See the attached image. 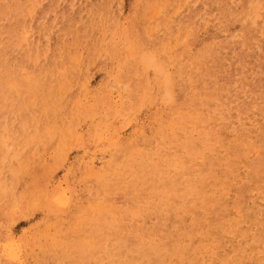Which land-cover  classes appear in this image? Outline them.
<instances>
[{
	"label": "rangeland",
	"instance_id": "374dc122",
	"mask_svg": "<svg viewBox=\"0 0 264 264\" xmlns=\"http://www.w3.org/2000/svg\"><path fill=\"white\" fill-rule=\"evenodd\" d=\"M263 36L264 0H0V264H264Z\"/></svg>",
	"mask_w": 264,
	"mask_h": 264
},
{
	"label": "bare ground",
	"instance_id": "6f19581e",
	"mask_svg": "<svg viewBox=\"0 0 264 264\" xmlns=\"http://www.w3.org/2000/svg\"><path fill=\"white\" fill-rule=\"evenodd\" d=\"M252 19H253V18H252ZM227 20H228V19H227ZM260 23H261V22H260ZM258 24H259V23H258ZM262 28H263V27H262ZM257 29H258V28H257ZM248 30H249V29H247V31H248ZM251 31H252V29H251ZM255 31H256V30H255ZM246 33H248V32H246ZM246 33H244V34H246ZM251 33H254V32H251ZM258 33H259V32H257V34H258ZM262 34H263V33H262ZM239 35H240V34H239ZM241 35H242V34H241ZM99 36H100V35H99ZM242 36H243V35H242ZM246 37H247V35H246ZM263 37H264V36H263ZM241 38H242V37H241ZM255 39H256V38H255ZM262 39H263V38H262ZM249 40H250V39H249ZM249 40H247V41H249ZM251 40H252V38H251ZM256 40H257V39H256ZM259 40H260V38H259ZM263 40H264V39H263ZM244 41H246V40H244ZM241 42H242V41H241ZM261 42H262V41H261ZM242 43H243V42H242ZM256 43H257V42H256ZM258 43H259V42H258ZM258 43H257V45H258ZM201 44H202V43H201ZM222 44H223V43H222ZM224 44H225V43H224ZM247 44H248V43H247ZM250 44H251V43H250ZM231 45H232V44H231ZM235 45H237V44H235ZM260 45H262V43H261ZM241 46H242V45H241ZM259 47H260V46H259ZM228 48H229V46H228ZM240 48H241V47H240ZM243 48H245V47L243 46ZM250 48H251V47H250ZM253 48H254V47H253ZM226 49H227V48H226ZM232 49H233V48H232ZM241 49H242V48H241ZM259 49H261V47H260ZM263 49H264V48H263ZM223 50H224V49H223ZM248 50H250V49H248ZM251 50H252V48H251ZM254 50H256V49H254ZM220 51H221V50H220ZM220 51H219V52H220ZM230 51H231V50H230ZM205 52H206V51H205ZM205 52H203V55H204ZM231 52H232V51H231ZM237 52H238V51H237ZM240 52H241V51H240ZM243 52H244V51H243ZM248 52H249V51H248ZM223 53H224V52H223ZM244 53H245V52H244ZM249 53H251V52H249ZM252 53H253V52H252ZM215 54H216V53H215ZM228 54H231V53L229 52ZM235 54H238V53H235ZM242 54H243V53H242ZM245 54H248V53H245ZM178 55H179V54H178ZM255 55H256V54H255ZM204 56H205V55H204ZM215 56H216V55H215ZM220 56H221V55H220ZM243 56H244V55H243ZM251 56H252V55H251ZM22 57H23V56H22ZM230 57H231V56H229V58H230ZM235 57H236V56H235ZM244 57H245V56H244ZM220 58H221V57H220ZM249 58H250V57H249ZM255 58H256V57H255ZM217 59H218V58H217ZM217 59H216V60H217ZM241 59H242V58H241ZM247 59H248V56H247ZM202 60H203V59H202ZM232 60H233V59H232ZM232 60H231V61H232ZM245 60H246V59H245ZM250 60H251V59H249V61H250ZM256 60H259V59L257 58ZM263 60H264V59H263ZM263 60H262V61H263ZM222 61H223V60H222ZM237 61H238V59H237ZM237 61H236V62H237ZM253 61H254V60H253ZM251 62H252V61H251ZM251 62H250V63H251ZM258 62H259V61H258ZM263 62H264V61H263ZM223 63H224V61H223ZM225 63H226V62H225ZM237 63H238V62H237ZM245 63H246V62H245ZM206 64H207V63H206ZM217 64H218V63H217ZM231 64H233V63H231ZM240 64L242 65L243 62L240 63ZM252 64H253V63H252ZM215 65H216V64H215ZM220 65H221V64H220ZM220 65L218 64L217 66L219 67ZM228 65H229V64H228ZM237 65H238V67H239V63H238ZM243 65H244V64H243ZM246 65H249V63L246 64ZM221 66H222V65H221ZM212 67H213V66H212ZM218 67H217V69H218ZM223 67L225 68V66H223ZM223 67H222V68H223ZM231 67H232V66H231ZM253 67H254V66H253ZM253 67H252V68H253ZM213 68H215V66H214ZM220 68H221V67H220ZM232 68H233V67H232ZM245 68H247V66H246ZM252 68H251V69H252ZM255 68H256V66H255ZM255 68H254V70H255ZM258 68H259V67H258ZM226 69H227V68H226ZM239 69H240V68H239ZM239 69H238V70H239ZM251 69H250V70H251ZM229 70H231V69H229ZM212 71H213V70H212ZM244 71L247 72L246 70H244ZM248 71H249V70H248ZM255 71H256V70H255ZM255 71H254V72H255ZM194 72H195V71H194ZM219 72L222 73V72H221V69L219 70ZM219 72H218V74H220ZM224 72H226V71H224ZM224 72H223V74H224L223 76H225V73H224ZM238 72H239V71H238ZM241 72H242V71H241ZM258 72H260V71H258ZM214 73H215V71H214ZM214 73H213V76H214V75L216 76V73H217V72H216L215 74H214ZM226 73H227V72H226ZM229 73H230V72H229ZM247 73H249V72H247ZM252 73H253V71H252ZM256 73H257V72H256ZM262 73H263V72H262ZM232 74H233V73H232ZM235 74H236V73H235ZM241 74H242V73H241ZM250 74H251V73H250ZM220 75H221V74H220ZM199 76H200V75H199ZM213 76H212V77H213ZM221 76H222V75H221ZM237 76H238V75H237ZM240 76H241V75L239 74V78H238V77H237V78L240 79ZM242 76H243V75H242ZM184 77H185V76H184ZM229 77H231L230 74H229ZM245 77H246V75H245ZM215 78H216V77H215ZM223 78L225 79V77H223ZM242 78H243V77H242ZM249 78H250V77H249ZM211 79H214V78H211ZM238 79H237V80H238ZM261 79H263V78H261ZM261 79H260V80H261ZM176 80H177V79H176ZM225 80H226V79H225ZM234 80H235V79H234ZM211 81H212V80H211ZM213 81H214V80H213ZM215 81L220 82V81H221V78H220V81H218V78H217ZM232 81H233V80H232ZM181 82H182V81H181ZM227 82H228V81H227ZM235 82H237V81H234V83H235ZM241 82H242V81H241ZM212 83H213V82H212ZM215 83H216V82H215ZM223 83H224V82H223ZM239 83H240V82H239ZM261 83H262V82H261ZM224 84H225V83H224ZM224 84H223V85H224ZM236 84H238V83H236ZM216 85L218 86V84H216ZM221 85H222V83H221ZM223 85H222V86H223ZM238 85H239V84H238ZM244 85H245V84H244ZM241 86H242V85H241ZM234 87H235V86H234ZM256 87H257V86H256ZM211 88H212V86H211ZM217 88H218V87H217ZM247 88H248V85H247ZM23 89H24V88H23ZM220 89H221V88H220ZM235 89H236V88H235ZM240 89H242V88H239V90H240ZM218 90H219V89H218ZM257 90H258V89H257ZM201 92H202V91H201ZM237 92H239V91H237ZM255 92H256V91H255ZM257 92H258V91H257ZM257 92H256V93H257ZM184 94H185V93H184ZM188 94H189V93H188ZM203 94H204V93H203ZM193 95H194V94H193ZM235 95H236V94H235ZM260 95H261V94H260ZM187 96H188V95H187ZM191 96H192V95H191ZM216 96H217V95H216ZM245 96H246V95H245ZM250 96H251V95H250ZM232 97H233V95H232ZM248 97H249V94H248ZM260 97H261V96H260ZM196 98H197V97H196ZM227 98H230V96H228ZM250 98H251V97H250ZM199 99H200V98H199ZM199 99H198V100H199ZM232 99H233V98H232ZM232 99H231V100H232ZM246 99H247V98H246ZM225 100H226V99H225ZM236 100H238V98H237ZM251 100H253V99H251ZM254 100H255V99H254ZM229 102H230V101H229ZM232 102H234V101H232ZM237 102H238V101H237ZM225 103H226V102H225ZM253 103L255 104V102H253ZM258 103H259V102H258ZM258 103H257L256 105H258ZM261 103H262V102H261ZM192 104H193V103H192ZM189 105H190V104H189ZM226 105H228V104H226ZM233 105H234V104H233ZM233 105H232V106H233ZM236 105H237V108H238V104H236ZM241 105H242V103H241ZM171 106H172V105H171ZM229 106H230V105H229ZM234 106H235V105H234ZM254 106H255V105H254ZM259 106H260V105H259ZM212 107H213V106H212ZM240 107H241V106H240ZM245 107H246V106H245ZM247 107H248V106H247ZM247 107H246V108H247ZM255 107H256V106H255ZM263 107H264V106H263ZM226 108H227V107H226ZM230 108H232V110H233V107H230ZM223 109H224V107H223ZM227 109H228V108H227ZM225 110H226V109H225ZM241 110L243 111V110H245V109H241ZM217 111H218V110H217ZM226 111H227V110H226ZM229 111H231V110H229ZM235 111H236V110H235ZM259 111H260V109H259ZM261 111L264 112L263 110H261ZM261 111H260V113H261ZM188 112H189V111H188ZM194 112H195V111H194ZM232 112H233V111H232ZM236 112H237V111H236ZM245 112H246V111H245ZM207 113H208V112H207ZM222 113H224V112H222ZM220 114H221V113H220ZM220 114H217V115L219 116ZM242 114H243V113H242ZM242 114H241V115H242ZM228 115H229V114H228ZM230 115H231V114H230ZM238 115H240V114L238 113ZM238 115H237V117H239ZM256 115H257V114H256ZM218 116H217V117H218ZM232 116H233V115H232ZM246 116H247V115H246ZM222 117H223V116H222ZM235 117H236V116H235ZM242 117H243V116H242ZM244 117H245V116H244ZM249 117H250V116H249ZM249 117H248V118H249ZM251 117H252V116H251ZM197 118H198V117H197ZM218 118H220V117H218ZM227 118H228V117H227ZM240 118H241V117H240ZM261 118H262V117H261ZM3 119H4V118H3ZM225 119H226V116H225ZM263 119H264V118H263ZM179 120H180V119H179ZM181 120H182V119H181ZM217 120H218V119H217ZM220 120H221V118H220ZM238 120H240V119H238ZM171 121H172V120H171ZM236 121H237V118H236ZM241 121H243V120H241ZM248 121H249V120H248ZM237 122H239V121H237ZM250 122H251V120H250ZM168 123H169V122H168ZM174 123H175V122H174ZM217 123H219V122H217ZM251 123H252V122H251ZM195 124H196V123H195ZM219 124H220V123H219ZM219 124H218V125H219ZM177 125H178V124H177ZM249 125H250V124H249ZM215 126H216V125H215ZM174 127H175V126H174ZM174 127H173V128H174ZM183 127H184V126H183ZM235 128H236V127H235ZM258 129H259V128H258ZM193 130H194V129H193ZM234 130H235V129H234ZM245 130H246V129H245ZM183 131H184V130H183ZM249 131H251V129H248V132H249ZM263 131H264V130H263ZM232 132H233V131H232ZM249 133H250V132H249ZM257 133L259 134V132H257ZM0 134H1V133H0ZM235 134H236V133H235ZM258 134H257V136H258ZM180 135H181V134H180ZM168 136H169V135H168ZM231 136H232V135H231ZM233 136H235V135L233 134ZM233 136H232V137H233ZM244 136H246V135H244ZM250 136H251V135H250ZM250 136H249V137H250ZM169 137H170V136H169ZM208 137H210V136H208ZM208 137L205 138V140H204V144H206V147L210 146V142H209ZM251 137H252V136H251ZM175 138H176V136H175ZM181 139H182V138H181ZM202 140H203V139H202ZM236 141H237V140H236ZM256 141H257V139H256ZM246 142H247V141H246ZM175 143H176V142H175ZM254 143H255V142H254ZM183 144H184V143H183ZM190 146H191V145H190ZM228 146H230V145H228ZM228 146H227V147H228ZM243 146H244V145H243ZM254 147H257V146H254ZM220 148H221V147H220ZM252 148H253V147H252ZM257 148H258V147H257ZM259 148H260V147H259ZM189 149H190V148H189ZM194 150H195V148H194ZM241 150H242V149H241ZM256 150H257V149H256ZM192 151H193V150H192ZM196 151H197V150H196ZM196 151H193V152H196ZM200 151H201V149H200ZM207 151H208V150H207ZM257 151H258V150H257ZM192 154H193V153L191 152V155H192ZM200 154H201V153H200ZM205 154H206V153H205ZM205 154H204V155H205ZM258 154H259V153H258ZM177 155H178V154H177ZM191 155H190V156H191ZM212 155H213V154H212ZM251 155H253V154H251ZM251 155H250V156H251ZM192 156H193V155H192ZM245 156H247V155H245ZM176 157H177V156H176ZM180 157H181V156H180ZM193 157H194V156H193ZM224 157H225V156H224ZM143 158H144V157H143ZM166 158H167V157H166ZM226 158H227V157H226ZM226 158H225V159H226ZM170 159H171V158H170ZM201 159H202V158H201ZM201 159H200V160H201ZM221 159H222V158H221ZM223 159H224V158H223ZM239 160H240V159H239ZM253 160H254V159H253ZM149 161H150V160H149ZM164 161H165V160H164ZM240 161H241V160H240ZM169 162H170V161H169ZM147 163H148V162H147ZM228 163H229V162H228ZM238 163H239V162H238ZM150 164H152V163H150ZM173 164H174V163H173ZM184 164H185V163H184ZM241 164H242V163H241ZM241 164H240V165H241ZM142 165H143V164H142ZM169 165H170V164H169ZM225 165H226V164H225ZM248 165H249V164H248ZM166 166H167V165H166ZM182 166H183V165H182ZM205 166H206V164H205ZM215 166H216V165H215ZM167 167H168V166H167ZM175 167H176V166H175ZM224 167H225V166H224ZM242 168H243V167H242ZM232 169H233V168H232ZM240 169H241V168H240ZM104 171H105V170H104ZM237 171H238V170H237ZM237 171H236V172H237ZM159 172H160V171H159ZM215 172H216V171H215ZM230 172H231V171H230ZM232 172H233V171H232ZM239 172H240V171H239ZM190 173H191V172H190ZM207 173H208V172H207ZM244 173H245V172H244ZM169 174H170V173H169ZM225 174H226V173H225ZM237 174H238V173H237ZM240 174H241V173H240ZM174 175H175V174H174ZM235 175H236V174H235ZM158 176H159V175H158ZM218 176H219V175H218ZM218 176H217V177H218ZM238 176H239V175H238ZM263 176H264V174H263ZM116 177H117V176H116ZM223 177H224V176H223ZM236 177H237V176H236ZM240 177H241V176H239V178H240ZM245 177H246V176H245ZM180 178H181V177H180ZM180 178H179V179H180ZM226 178H227V177H226ZM228 178H229V177H228ZM234 178H235V177H234ZM247 178H248V177H247ZM260 178H261V177H260ZM231 179H232V178H231ZM223 180H224V181H223L222 183L220 182V184L218 183V185L216 184L217 186H214V187H215V191H217V192H222V191H225L226 189H228V188L231 187V184H232V183H230V184H228L227 186H225V185H226V184H225L226 180H225V178H223ZM232 180H233V179H232ZM239 180H240V179H239ZM239 182H240V181H239ZM261 182H262V181H261ZM237 183H238V182H237ZM256 183H257V182H256ZM256 183H255V184H256ZM259 183H260V182H259ZM262 183H263V182H262ZM224 184H225V185H224ZM233 184H234V183H233ZM237 185H238V184H237ZM250 186H251V185H250ZM252 188H253V187H252ZM235 190H236V189H235ZM235 190H234V192H235ZM249 191H250V190H249ZM252 191H253V190H252ZM252 191H251V193H252ZM255 191H256V190H255ZM177 192H178V191H177ZM225 192H226V191H225ZM237 192H238V191H237ZM253 193H254V192H253ZM253 193H252V194H253ZM256 193H258V191H257ZM147 194H148V193H147ZM213 194H215V193H213ZM258 194H259V193H258ZM261 194H262V192H261ZM227 195H228V194H227ZM263 196H264V195H263ZM263 196H262V197H263ZM239 197H240V196H239ZM248 197H249V196H248ZM259 197H260V196H259ZM262 197H261V198H262ZM181 198H182V197H181ZM249 198H250V197H249ZM255 198H256V197H255ZM255 198H254V201H255ZM263 198H264V197H263ZM116 199H117V198H116ZM198 199H199V198H198ZM198 199H197V200H198ZM247 199H248V198H247ZM199 200H202V199H199ZM228 200H229V199H228ZM248 200H249V199H248ZM261 200H262V199H261ZM114 202H115V200H114ZM202 202H203V200H202ZM240 202H241V201H240ZM252 202H253V201H252ZM252 202H251V203H252ZM199 203H200V202H199ZM209 203H211V202L209 201ZM215 203H216V202H215ZM248 203H249V202H248ZM211 204H213V203H211ZM238 204H239V203H238ZM241 204H242V203H241ZM241 204H240V205H241ZM249 204H250V203H249ZM255 204H257V203H255ZM261 204L263 205V202H262ZM206 205H207V204H206ZM159 206H160V205H159ZM235 206H236V205H235ZM258 206H259V205H258ZM227 207H228V206H227ZM247 207H248V205H247ZM249 207H251V206H249ZM233 209H234V208H233ZM236 209L238 210L239 208H235V209H234V212H235ZM243 209H244V208H243ZM248 209H249V208H248ZM248 209H247V211H248ZM137 210H138V209H137ZM184 210H185V209H183L182 213H184ZM203 210H204V209H203ZM237 210H236V211H237ZM239 211H240V210H239ZM259 211H260V210H259ZM245 212H246V211H245ZM251 212H252V211H251ZM142 213H143V212H142ZM236 213H237V212H236ZM239 213H240V212H239ZM138 214H139V213H138ZM175 214H176V213H175ZM205 214H206V213H205ZM144 215H145V214H144ZM177 215H178V214H176V216H177ZM229 215H230V214H229ZM233 215H234V214H233ZM233 215H232V216H233ZM251 215H252V214H251ZM251 215H250V216H251ZM261 215H263V214H261ZM245 216H246V214H245ZM235 217H236V216H235ZM237 217H238V216H237ZM242 217H243V214H242ZM181 218H182V217H181ZM230 218H231V217H230ZM248 218H250V217H248ZM253 218H254V216L252 217V219H253ZM190 220H191V219H190ZM214 221H215V220H214ZM237 222H238V221H228V222H226V224H225V229L223 230V232H224L225 234L229 235V236H232V238L230 237L231 239H233V238L235 237V235H234L235 233H234V232H236L235 227H236ZM241 223H242V222H241ZM245 224H246V223H245ZM249 225H251V224H249ZM253 225H254V224H253ZM256 225H257V224H256ZM256 225H255V226H256ZM259 225H260V224H259ZM196 226H197V225H196ZM223 226H224V225H223ZM241 226H242V225H241ZM249 227H250V226H249ZM203 228H204V227H203ZM238 228H239V227H238ZM142 229H143V228H142ZM142 229H141V231H142ZM256 229H257V228H256ZM259 229H260V228H259ZM136 230H137V229H136ZM138 230H139V229H138ZM138 230H137V232H138ZM143 230H144V229H143ZM251 230H252V229H251ZM197 231H198V230H197ZM246 231H247V230H246ZM212 232H213V228H212V229H207L205 233L198 232V235L200 234V237H201V238H206V239H208V238L210 237V235H211ZM258 232H259V230H258ZM262 232H263V231H262ZM216 233H217V232H216ZM237 233H238V231H237ZM242 233H243V232H242ZM260 233H261V232H260ZM252 234H254V233H252ZM252 234H251V235H252ZM222 235H223V234H222ZM254 235H256V234H254ZM246 236H247V235H246ZM248 236H249V235H248ZM222 237H224V236H222ZM183 238H184V237H183ZM210 238H211V237H210ZM218 238H219V237H218ZM224 238H225V237H224ZM226 238H227V237H226ZM230 238H229V239H230ZM245 238H247V237H245ZM164 239H165V238H164ZM220 239H221V237H220ZM263 239H264V237H263ZM140 240H141V239H140ZM148 240H151V239H148ZM153 240H154V239H153ZM153 240H152V241H153ZM208 240H209V239H208ZM246 240H247V239H246ZM249 240H251V238H250ZM249 240H248V241H249ZM134 241H135V240H134ZM141 241H143V240H141ZM203 241H204V240H203ZM215 241H216V240H215ZM226 241H227V239H226ZM239 241H240V240H239ZM239 241H238V243H239ZM182 242H183V241H182ZM182 242H181V244H182ZM224 242H225V241H224ZM253 242H254V241H253ZM255 242H256V241H255ZM257 242H258V240H257ZM147 243H148V242H147ZM206 243H207V242H206ZM259 243H260V242H259ZM259 243H258V245H259ZM150 244H151V243L149 242V245H150ZM211 244H213V243H211ZM263 244H264V243H263ZM140 245H141V244H140ZM156 245H157V244H156ZM165 245H166V244H165ZM216 245H217V247L220 248V247L222 246L221 241H220V240H217V241H216ZM240 245H241V243H240ZM261 245H262V244H261ZM136 246H139V245H136ZM141 246H143V244H142ZM175 246H176V244H175ZM190 246H191V245H190ZM196 246H197V245H196ZM204 246H205V247H203V248L205 249L208 245L206 244V245H204ZM210 246H211V245H210ZM106 247H108V246H106ZM201 247H202V246H201ZM263 247H264V245H263ZM139 248H140V247H139ZM162 248H164V247H162ZM209 248H210V247H209ZM214 248H215V247H214ZM256 248H257V247H256ZM137 249H138V248H137ZM141 249H142V248H141ZM164 249H165V248H164ZM199 249H200V248H199ZM207 249H208V248H207ZM216 249L219 250L218 248H216ZM222 249H223V248H222ZM242 249H245V247L242 246ZM246 249H247V248H246ZM258 249H259V248H258ZM129 250H130V249H129ZM135 250H136V249H135ZM138 250H139V249H138ZM142 250H143V249H142ZM165 250H166V249H165ZM195 250H196V249H195ZM202 250H203V249H202ZM209 250H210V249H209ZM212 250H213V249H212ZM226 250H227V249H226ZM247 250H248V249H247ZM260 250H261V249H260ZM168 251H169V250H168ZM200 251H201V250H200ZM235 251H236V250H235ZM252 251H253V250H252ZM252 251L250 252L251 254L254 253V252L252 253ZM129 252H130V251H129ZM132 252H133V251H131V253H132ZM159 252H160V251H159ZM169 252H170V251H169ZM208 252L211 253L210 251H208ZM217 252H218V251H217ZM229 252H230V251H229ZM240 252H242V251H240ZM245 252H246V251H245ZM260 252H261V251H260ZM260 252H259V253H260ZM118 253H119V252H118ZM125 253H126V252H125ZM133 253H134V252H133ZM154 253H155V252H154ZM156 253H158V252H156ZM163 253H164V252H163ZM165 253H166V252H165ZM193 253H194V252H193ZM199 253H200V252H199ZM204 253H205V251H204ZM232 253H233V251H232ZM232 253H231V254H232ZM246 253H247V252H246ZM263 253H264V252H263ZM109 254H110V252H109ZM136 254H137V251H136ZM190 254H191V253H190ZM194 254H195V253H194ZM231 254H230V255H231ZM241 254H242V253H241ZM248 254H249V252H248ZM251 254H250V255H251ZM255 254H256V253H255ZM260 254H261V253H260ZM137 255H139V254H137ZM145 255H146V254H145ZM150 255H151V254H150ZM161 255H162V254H161ZM172 255H173V253H172ZM191 255H192V254H191ZM191 255H190V256H191ZM204 255H205V254H204ZM243 255H244V252H243ZM246 255H247V254H246ZM256 255H257V254H256ZM258 255H259V254H258ZM263 255H264V254H263ZM112 256H114V255H112ZM156 256H157V255H156ZM202 256H203V255H202ZM206 256H209V255H206ZM231 256H232V255H231ZM231 256H230V258H231ZM241 256H242V255H241ZM241 256H240V257H241ZM251 256H252V255H251ZM253 256H254V254H253ZM260 256L262 257V255H260ZM108 257H110V255H109ZM115 257H116V256H115ZM122 257H123V255H122ZM125 257H126V256H125ZM158 257H160V255H159ZM224 257H225V256H224ZM232 257H233V256H232ZM238 257H239V256H238ZM248 257H249V256H248ZM116 258H117V257H116ZM138 258H139V257H138ZM210 258H211V256H210ZM228 258H229V257H228ZM236 258H237V257H236ZM89 259H90V258H89ZM108 259H109V258H108ZM142 259H143V258H142ZM142 259H139V261L142 260ZM170 259H171V258H170ZM207 259H209V258H207ZM211 259H212V258H211ZM233 259H235V258H233ZM241 259H242V257H241ZM250 259H253V258H250ZM256 259H257V258H256ZM258 259H259V258H258ZM111 260H112V259H111ZM111 260H109V261L111 262ZM171 260H172V259H171ZM188 260H189V259H188ZM209 260H210V259H209ZM227 260H228V259H227ZM229 260H230V259H229ZM231 260H232V259H231ZM245 260H246V258H245ZM247 260H248V259H247ZM132 261L134 262L135 260H132ZM132 261H131V263H132ZM137 261H138V260H137ZM202 261H203V260H202ZM204 261H205V260H204ZM204 261H203V262H204ZM237 261H238L237 264H239V262H240L239 259H238ZM251 261H252V260H251ZM257 261H258V260H257ZM128 262H129V261H128ZM156 262H157V264H158V261H156ZM161 262H162V261H161ZM164 262H165V261H164ZM210 262H211V260H210ZM232 262H233V261H232ZM232 262H231V263H232ZM234 262H236V261L234 260ZM246 262H247V261H246ZM253 262H254V261H253ZM162 263H163V262H162ZM201 263H202V262H201ZM204 263H205V262H204ZM206 263H207V262H206ZM208 263H209V262H208ZM208 263H207V264H208ZM221 263H222V261H221ZM221 263H220V264H221ZM224 263H225V262H224ZM242 263H243V262H242ZM150 264H151V263H150ZM154 264H155V263H154ZM163 264H164V263H163ZM225 264H226V263H225ZM235 264H236V263H235ZM244 264H245V263H244ZM247 264H248V263H247ZM258 264H259V261H258Z\"/></svg>",
	"mask_w": 264,
	"mask_h": 264
}]
</instances>
